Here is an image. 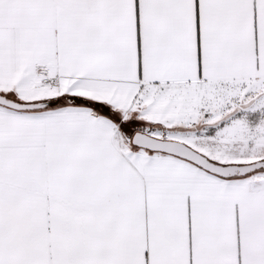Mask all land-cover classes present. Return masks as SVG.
Instances as JSON below:
<instances>
[{
    "label": "snow or ice",
    "instance_id": "obj_1",
    "mask_svg": "<svg viewBox=\"0 0 264 264\" xmlns=\"http://www.w3.org/2000/svg\"><path fill=\"white\" fill-rule=\"evenodd\" d=\"M0 264H264V0H0Z\"/></svg>",
    "mask_w": 264,
    "mask_h": 264
}]
</instances>
